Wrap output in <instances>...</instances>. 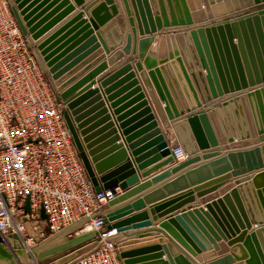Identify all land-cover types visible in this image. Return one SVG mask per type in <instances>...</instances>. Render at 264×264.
Segmentation results:
<instances>
[{
	"label": "water",
	"instance_id": "1",
	"mask_svg": "<svg viewBox=\"0 0 264 264\" xmlns=\"http://www.w3.org/2000/svg\"><path fill=\"white\" fill-rule=\"evenodd\" d=\"M81 2L80 0L79 3L82 4ZM122 2L133 32V36L128 35L122 52L126 55L131 53L134 38L136 46L138 44L140 61L137 68L141 69V61H144L160 103L165 105L162 108L157 106L159 112L162 113L163 110L167 115L168 121L164 122V126L174 131L179 145L188 155L186 161L177 163L167 141L168 135L159 128L152 109L144 102L143 111L136 117L124 119L125 121L121 118L117 120L119 128L126 136V143L130 144L129 149L139 146L141 141L132 143L138 136L151 132L145 139H152L132 152V155L136 157L135 162L139 163V168L144 169L153 162L165 158L166 164L176 163V167L172 170L177 172L203 159L205 163L175 178L164 186V190L187 189L229 172L234 178L248 176L242 182L251 181L255 188L253 193L250 190L245 193L243 190L241 192V189H233L223 199L211 206L208 205L207 211L205 209L191 212L183 210L181 215L175 216L179 225H175L174 221H164L161 228L178 245L195 255L198 252L195 250L196 246L202 253L207 250H219V237L210 236L213 233L211 234L207 222L203 219L205 217L207 220L210 215V221L214 223L211 216L213 210L217 211V217L213 215L216 220L229 228L232 226L236 228L237 223L243 226L244 221L248 228H251L250 217L253 224L261 226L249 236L245 231L240 233L237 240L229 243L232 249L228 255L205 264H236L238 262L264 264V0H122ZM66 3L64 2L48 14L51 6L46 7L47 1L13 0L12 11L23 34L31 38V45L36 46L42 65L60 92L59 98L66 106L64 118L96 192L101 194L109 190L113 197L109 199L107 206L113 208L125 200V195L116 193L118 187L123 191L126 190L127 185H119L120 182L132 175L135 170H131L132 162H126L119 169L108 172L119 159L125 158L127 149L112 158L103 160L105 154H98L101 147H96L98 141H93V138L99 132L110 128L112 124L96 134H91L92 127H88L90 120L86 119L89 112H84L88 105H82V102L91 97L93 92L78 98V95H75L90 79L103 72L108 63H103L85 79L74 83L94 64L77 74L73 68L81 58L69 63L77 53L61 59L66 53L61 54V48L56 49L59 44L57 40L83 15L78 14L64 27L43 40V36L59 22L60 18L47 22ZM97 3L99 1L96 0L95 4ZM92 15L95 21L91 22L95 30L103 28L102 33L98 34L102 45L105 44L104 38L111 43L108 32L114 33V40L110 47H107V43L104 45L105 54L109 55L123 43L119 31L124 30L125 17L119 15L115 0H103ZM114 18L118 27L114 25L115 22L108 24ZM163 29L177 31L154 37V34ZM137 30L143 37L139 41H137ZM94 40L93 38L92 41ZM155 40L156 44L149 52ZM165 42H168L170 46L169 58L167 60V57H163L162 67L155 69V49L156 47L162 49ZM157 43L158 46H156ZM105 57L104 55L97 62ZM131 69V65L122 66L112 76L101 81V86L108 85L113 79ZM130 77H133V74L127 79ZM94 85L95 83H91L82 93ZM100 98H95L93 102ZM187 100L190 105L187 104ZM103 104L106 103L98 104L95 109H99ZM177 105L180 112L177 110ZM197 108L202 109L191 113ZM106 111V109L101 111L97 116H103ZM186 113L191 114L186 116ZM181 116L186 117L181 118ZM141 117L145 119L138 125L131 126L137 118ZM107 118L101 121L104 122ZM141 124L147 125L142 131L133 133ZM113 132L111 131L110 134ZM228 145L229 148L224 147ZM152 147L155 149L147 152ZM222 150L226 153L223 154ZM198 152H202V158L199 155L196 156ZM153 154L155 157L149 160ZM128 170L130 172L123 174ZM136 182L137 177H131L128 180L129 185ZM182 182L184 184L180 185ZM187 198V202L193 201L192 197ZM29 205L28 200L27 210ZM258 207L262 209V216ZM132 208L141 210L144 208V201L138 200L132 207L107 212L104 216L106 229L116 230L118 234H122L129 230L151 226V221L145 212L123 219L132 212ZM45 217L42 211V218ZM89 220H83L39 243L33 249L37 261L41 264H66L79 255V250L98 235L95 232L75 235ZM11 238L15 240L12 250L6 246V241L0 236V264H23L22 262L27 261L30 255L24 251L17 234L12 235ZM117 239L120 258L124 264H141L142 261L147 260V258L140 259L142 256L159 250L157 246L135 247L138 242L123 240V237H117ZM183 258L181 257L180 261L187 264Z\"/></svg>",
	"mask_w": 264,
	"mask_h": 264
},
{
	"label": "built area",
	"instance_id": "2",
	"mask_svg": "<svg viewBox=\"0 0 264 264\" xmlns=\"http://www.w3.org/2000/svg\"><path fill=\"white\" fill-rule=\"evenodd\" d=\"M12 4L0 0V236L12 250L11 236L17 234L29 264H41L33 254L39 243L90 219L75 235L97 237L66 264H124L117 232L106 229L102 212L113 196L96 192L64 118L60 92ZM172 151L177 162L188 159L179 144Z\"/></svg>",
	"mask_w": 264,
	"mask_h": 264
},
{
	"label": "crops",
	"instance_id": "3",
	"mask_svg": "<svg viewBox=\"0 0 264 264\" xmlns=\"http://www.w3.org/2000/svg\"><path fill=\"white\" fill-rule=\"evenodd\" d=\"M45 1H47L46 7L51 6L48 14L54 11L55 9H57L58 7H60L64 2L67 3L63 5L61 8H59V10H57L54 16L50 18L49 22H47L50 23L54 19L58 17L60 18L59 22L55 24V26H53V28H51L43 36V40L51 36L53 33L58 31L62 27H64L78 14L83 15L78 22L70 26L65 32L61 34V36H59L57 40L59 41V44L56 47V49L61 48L60 50L61 54L66 53L61 58L62 60L73 55L74 53L77 54L69 61V63L73 62L76 59L81 58V60H79V62L73 68V71H77L76 72L77 74L81 73L84 69L94 64L92 68H90L88 71L83 73L74 83L77 82L79 83L80 81L85 79L87 75L100 68L103 63L106 62L108 63L107 68L103 70V72H100V74L92 78V80L90 79L89 82H87V84L82 86L78 90V92L75 93V95H78L77 96L78 98V97H83L89 92H93V95L91 97L86 98L82 102V105H88L85 108L84 112L86 113L89 112L86 119L90 120L88 127H92V130L90 132L91 134H96L99 131L103 130L105 127H108V125L112 124L110 128H107L99 132L93 138V141H98L96 147H101L98 154L99 155L105 154L103 160L112 158L116 156L119 152L127 149V154H125V158L119 159L118 163L116 162L114 165H112V167L108 170V172L119 169V167H121V165H123L126 162H132L131 170L132 171L135 170V172L132 175L126 177L119 184V185L126 184L127 185L126 190L123 191L120 187L116 189V193L118 195H125V200L120 202L113 208H109L106 205L103 208L102 212L107 213L115 209L132 207L136 201L143 200L144 208L138 211L132 208L131 210L132 212L127 216H125L123 219H129L135 215L145 212L148 215V219L151 221V226L137 230H129L122 234L117 233L118 237H123V240H131L133 242H138L135 244V247L157 246L159 248V250H155L150 254L142 256L140 259L147 258V260L142 261L141 264H183L180 261L181 257H184L183 258L184 262L187 264H205L215 259H218L221 256L228 255L232 249L231 247H229V243L231 241L237 240L240 233L242 234L244 233V231L245 233L247 232L249 236L261 225L253 224L251 218L249 217V222H250L249 225L251 228H248V225L245 221L242 222L243 226H240L238 223L235 224L238 230L233 226L229 228L226 225L224 226L222 222H218L216 220V218L213 215L217 217L216 214L217 211L213 210V215L211 213V216L215 224L210 221L211 220L210 215L207 220L205 217L203 219L207 222V225L211 230V234L213 233V235L210 236L214 237L215 235L216 237H219L220 239V242L218 243L219 250L218 251L207 250L206 252L202 253L201 251H199V249L196 246L195 250L198 252L197 254L192 255L189 252H187L183 247L178 245L169 236V234L164 229L161 228V224L164 221L166 222L174 221L176 223L175 225H179L175 220L176 219L175 216L181 215V212L183 210H188L191 212V211L205 209V211H207L206 207L208 205L211 206L214 203L218 202L219 200L223 199L226 195L230 194L233 189H241V192L243 190V192L245 193H247L248 190H250L253 193V190L255 188L254 185L251 183V181L242 182L243 180L247 179L248 176H241L234 178L231 176V172H229L222 176L208 180L202 184L191 186L187 189L169 188L168 189L169 191L164 190V186L170 183L172 180H174L175 178L181 175L186 174L192 169L197 168L202 163H205V161L201 159L199 162L190 164L178 170L177 172H174L172 169L176 167L175 165L176 163L166 164L165 163L166 159L163 158L153 162L144 169H140L139 163L137 164L135 162L136 157L132 155V152L146 145L152 139V138L145 139L148 135H150L151 132L150 133L146 132L138 136V138L136 140H133L132 143L141 141L138 144L139 146H137L134 149H129L128 147L130 144L126 143L125 140L126 136L123 135V130L119 128V122L117 121L119 118L125 121L124 119H131L136 117V115H138L143 111L142 107H144V105L142 104L146 102L147 105H149V107L152 109V113L156 117V120L159 124V128L163 132L165 131L166 134L168 135L167 141L169 142L170 147L173 148L175 145L179 144L174 131L171 128L166 129L164 126V122L168 121L167 115L163 110L162 113L159 112L157 106L159 107L161 106L162 108L165 107V105L164 103H160L158 94L154 86H152L151 84L149 71L147 70L144 61H141V69L137 68V64L140 63V61L138 59V48H137L138 44L136 46V41L134 38L132 40L131 53L126 55L122 52V48L125 46L127 42L128 35L133 36L132 27L128 22V17L126 15L125 7L123 5L122 0H115V5L117 6L119 15H123L126 21L124 22L125 23L124 30L121 31L120 29L119 31L123 43L121 46H119L114 51H112L111 54L109 55L105 54L104 45L107 43L106 44L107 47H110V44H112L114 40V33L108 32L109 40L111 41V43L106 41V39L103 36L105 44L102 45L101 42L99 41L100 39L98 37V34L102 33L103 28H101L100 30H95L92 23L93 21H95L92 12L98 7L100 3H102L103 0H97L99 1V3L97 4H95L96 0H81L82 4L79 3L80 0H43V2ZM87 9L89 10L87 11ZM114 22H115L114 25H116L117 24L116 18H114L108 24H112ZM173 31L175 32L177 30L163 29L161 32L158 31L157 34H154V37L161 35L162 33L167 35ZM112 32H114V29H112ZM93 38L95 39L94 41H92ZM141 38L143 37H141L140 32L137 30V41H139ZM155 44H156V40L155 43H153L152 46L150 47L149 52H151ZM96 46L99 47L96 48ZM156 46H158V43ZM169 48L170 46L168 45V42H165V46H163L162 49L161 47H159L158 49L156 47L155 55H154V59L156 62L155 69L162 67L161 61L163 57H167L168 60L170 54ZM104 55L106 57L100 60L99 62H97ZM110 60L112 62H109ZM170 63H172V61ZM124 65H131L132 69L129 72H126L120 75L119 77H116L108 85L104 87L101 86L102 84L101 81H103L105 78L109 76H112ZM178 68L179 67L177 65V69ZM46 72L48 73L47 70ZM131 74H133V77L127 79V77H129ZM48 75L50 76L49 73ZM133 82H135V84L132 85ZM91 83H95V85L82 93V91H84L87 87H89ZM167 87L169 88L168 84ZM97 97H101V98L93 102V100ZM219 101L220 100H218V102ZM103 102H105L106 104L105 105L103 104L99 109H95V107L98 104H101ZM187 104L190 105L188 100H187ZM105 109L107 111L104 112L103 116L98 117L97 115ZM201 109L202 108H197V110H195L194 112L192 111L191 113L201 111ZM177 110L180 112L178 105H177ZM191 113H186L185 115L187 116L190 115ZM186 116H181V118H184ZM105 117H108L107 120L102 122L101 119H104ZM144 119L145 117L137 118V120L133 122L131 126L138 125V123L142 122ZM170 123L172 122L170 121ZM146 125L147 124H141V126H139L133 133L136 132L138 133L142 131V129H144ZM111 131H114L113 134H110ZM154 147L149 148L147 152L153 151L155 149ZM224 147L229 148L230 146L228 145ZM222 152L223 154L226 153L225 150H222ZM197 155H199L202 158V152H198L196 156ZM154 157L155 155L153 154L149 158V160ZM184 161L177 163H182ZM128 172H130V170H128L127 172H123V174H126ZM131 177H137V182L132 185H129L128 180ZM239 182H241V184H238ZM183 184L184 183L182 182L180 185ZM107 192H109V190ZM241 192L239 191L240 196H241ZM188 196L192 197L193 201L187 202ZM258 210L260 212V215L262 216L261 213L262 209L260 210L258 207ZM221 239H225V240H221ZM241 263L243 262H238L236 264H241Z\"/></svg>",
	"mask_w": 264,
	"mask_h": 264
},
{
	"label": "bare ground",
	"instance_id": "4",
	"mask_svg": "<svg viewBox=\"0 0 264 264\" xmlns=\"http://www.w3.org/2000/svg\"><path fill=\"white\" fill-rule=\"evenodd\" d=\"M23 264L25 263L26 264V260H24L23 262H22ZM30 263V261H29V259L27 260V264H29Z\"/></svg>",
	"mask_w": 264,
	"mask_h": 264
},
{
	"label": "rangeland",
	"instance_id": "5",
	"mask_svg": "<svg viewBox=\"0 0 264 264\" xmlns=\"http://www.w3.org/2000/svg\"><path fill=\"white\" fill-rule=\"evenodd\" d=\"M41 65H42V62H41ZM42 68L45 70L44 66L42 65ZM46 71V70H45ZM28 260V259H27Z\"/></svg>",
	"mask_w": 264,
	"mask_h": 264
}]
</instances>
